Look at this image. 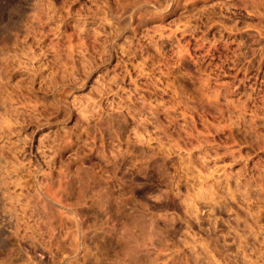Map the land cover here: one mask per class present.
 <instances>
[{
	"label": "rangeland",
	"instance_id": "374dc122",
	"mask_svg": "<svg viewBox=\"0 0 264 264\" xmlns=\"http://www.w3.org/2000/svg\"><path fill=\"white\" fill-rule=\"evenodd\" d=\"M129 2L0 0V264H19L20 248L50 264L17 239L12 211L23 188L55 230L61 214L46 213L39 195L55 199L60 186H44L46 160L58 177L61 165L98 161L101 144L122 151L129 133L128 179L158 217L134 264H264V0H180L163 22L129 17ZM210 6L213 22L202 17L187 32L184 9ZM197 66L208 78L189 107L186 74ZM136 109L138 119L129 115ZM109 124L119 140L97 131ZM76 213L87 228L92 210ZM61 239L67 264L118 251L102 233L86 232L79 250L70 229Z\"/></svg>",
	"mask_w": 264,
	"mask_h": 264
},
{
	"label": "clouds",
	"instance_id": "9594fccd",
	"mask_svg": "<svg viewBox=\"0 0 264 264\" xmlns=\"http://www.w3.org/2000/svg\"><path fill=\"white\" fill-rule=\"evenodd\" d=\"M179 3L180 0H130L129 17L139 13L142 16L156 17L163 22L165 14L169 13L174 4L178 6ZM220 6L231 8L233 5L225 3ZM249 7L252 5L250 4ZM260 7L264 9V5ZM253 11L256 12L258 9L253 8ZM215 15L211 6L206 12H193L192 9L185 8L179 19L184 21L187 32H195L197 21L203 24L205 21L202 17H207V23H212ZM175 22L172 21V23ZM260 23L264 27V16ZM131 26L129 22L128 27ZM232 27L235 28V25L233 24ZM186 75L190 76L193 84V91L189 94L192 99L187 101L191 107V104L199 99L198 93L202 90L198 82L206 80L208 74L197 66L195 72ZM138 114L143 116L144 112L140 109L129 112L134 119H138ZM145 122L153 121L151 117H146ZM97 131L101 135L106 131L119 140L110 124ZM89 143H91V137ZM127 144L128 146L122 151L114 144L111 152L106 151L103 144L99 147L92 145L97 147V155L100 158L98 161L87 167L78 164L75 170L66 169L64 165H61L62 171L58 177L53 175L56 171L55 163L47 159L44 186L51 184L55 187L57 180L60 181V186L55 199L52 196H45L43 192L39 195L44 196L45 203L48 205L45 212L49 213L50 209H58L62 218L53 231L51 220L55 217L49 213L41 219L36 214V205L30 203L34 200L35 194H29L22 188V191L12 200L14 231L17 239L27 241L33 251L43 249L50 258V264H67V256L62 254V249L59 247L66 228L77 237V242L73 245L76 250L84 247L83 237L86 232L102 233L111 238L118 251L115 259L103 253L97 256L95 252H90V255L95 257V264H134L133 253L139 252L148 242V234L155 227L158 217L154 207L148 201L137 198L136 185L128 179L127 174L132 166L130 163L128 167L124 165L129 158H134L133 152L136 150V141L131 133H129ZM17 187L20 185L18 184ZM26 187L31 188V185L26 184ZM174 187L175 185L168 191H172ZM12 191L15 192V188ZM158 198H163V193L159 197L149 199ZM81 207L92 210V222L87 228L83 226L81 218L76 213V209ZM69 218H74L75 223L69 224ZM18 252L23 257L19 264H49V261H45L39 252L30 255L26 248H20Z\"/></svg>",
	"mask_w": 264,
	"mask_h": 264
},
{
	"label": "bare ground",
	"instance_id": "6f19581e",
	"mask_svg": "<svg viewBox=\"0 0 264 264\" xmlns=\"http://www.w3.org/2000/svg\"><path fill=\"white\" fill-rule=\"evenodd\" d=\"M97 5H98V4H97ZM122 25H123V24H122ZM116 26H117V25H116ZM109 27H110V26H109ZM104 28H105V27H104ZM111 28H112V27H111ZM109 29H110V28H109ZM119 30H122V28L119 27ZM119 30H118V31H119ZM116 32H117V31H116ZM116 32H115V33H116ZM109 33H111V32H109ZM117 34H118V32H117ZM109 35H110V34H109ZM106 36H107V35H106ZM112 38H113V37H112ZM213 202H214V201H213Z\"/></svg>",
	"mask_w": 264,
	"mask_h": 264
}]
</instances>
